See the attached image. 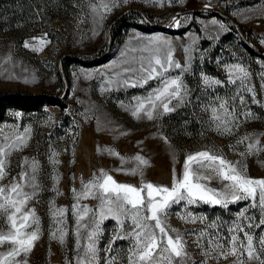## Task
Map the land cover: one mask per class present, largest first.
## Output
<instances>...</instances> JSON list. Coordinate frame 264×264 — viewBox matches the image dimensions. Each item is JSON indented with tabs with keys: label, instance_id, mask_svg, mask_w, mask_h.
Here are the masks:
<instances>
[{
	"label": "rangeland",
	"instance_id": "1",
	"mask_svg": "<svg viewBox=\"0 0 264 264\" xmlns=\"http://www.w3.org/2000/svg\"><path fill=\"white\" fill-rule=\"evenodd\" d=\"M123 18L125 24L117 27L115 22ZM163 42L171 46L173 61L185 69L165 73L182 80L184 102L172 99L169 107L174 111L165 113L157 107L153 119L143 111L137 118L132 115L136 105L145 101L148 110L151 105L145 98L162 84L152 79L143 86L126 87L121 81H134L137 73L125 70L139 68L142 58L154 54L153 49L159 48L163 57L167 51ZM236 65L249 73L245 85L252 91L241 88L239 80L230 82V70ZM15 94L56 96L64 100L66 109L55 105L34 112L11 108L0 124L3 144L28 130L26 145L8 157V174L0 180V187L7 189L14 179L19 181L22 171L28 170L25 158L39 162L40 186L21 207V213L35 210L39 238L26 257L23 253L7 257L14 245L0 243V264L25 259L27 264H78L81 260L87 264L84 253L89 229L77 237L73 190L81 192L83 183L100 177L101 172L123 185L140 188L152 183L171 189L174 176L182 177L188 155L210 151L242 166L248 177L264 179V150L249 155L246 148L258 139L264 149V0H115V5L112 0H0V97ZM224 102L239 119L230 134L223 133L222 126L218 131L220 121L213 118L215 108L222 120L231 119L220 108ZM243 137L251 139L238 143ZM53 153L58 155L53 157ZM137 156L148 164H139ZM133 170H137L135 175ZM226 183L213 179L208 186L222 191ZM79 204L98 210L100 200L81 198ZM61 208L67 210L65 215L55 216ZM214 209L224 210L231 225L242 211L255 217L252 221L240 218L241 224L251 227H244L239 239L245 240L244 232L253 235V246L264 259L258 246L264 225L257 227L260 209L252 208L250 200L230 202L227 207L181 201L168 209L166 223L187 241L188 264L205 260L194 243L201 231L207 233L201 239L205 251L212 243L230 246V233L217 226L223 215ZM10 211L0 217V232L5 234L10 230ZM186 213L204 220L181 219ZM61 219L63 224L58 223ZM90 219L91 212L81 223ZM58 228L64 229L63 242L57 238L60 233L52 235ZM130 230L128 220L121 226L112 216L103 219L92 264H109L110 260L128 264L133 243L127 235ZM119 233L124 238L114 239ZM241 259L244 264H259L246 254ZM236 260L230 255L210 258L207 264H236Z\"/></svg>",
	"mask_w": 264,
	"mask_h": 264
},
{
	"label": "snow or ice",
	"instance_id": "2",
	"mask_svg": "<svg viewBox=\"0 0 264 264\" xmlns=\"http://www.w3.org/2000/svg\"><path fill=\"white\" fill-rule=\"evenodd\" d=\"M112 2L115 5V0ZM25 46L27 47V44ZM163 46L167 49L163 57L159 55V48L153 49L154 54L142 58L139 68L125 70L126 72L137 73L135 80L124 79L121 81L126 87L143 86L152 79H159L162 84V87L156 88L151 95L145 98L147 103L151 105L148 110H145V101H140L136 105L132 115L137 118H140V113L143 111L149 120L153 119V113L157 107L162 108L165 113L174 111V108L169 107L172 99H178L180 103L184 102V96L181 95V92L184 90L186 95V89L180 77L165 75L172 69H181V65L173 61L171 46L167 42H163ZM184 70L181 69V71ZM230 72L231 83H236L239 80L241 88L252 91L245 85V81L249 78V73L245 68L236 65ZM204 82L209 83L207 77H205ZM211 83H219V81H212ZM136 99L139 100V98ZM241 103H244L243 99H241ZM220 108L231 119L222 120L221 117L215 115L217 109L213 108V118L220 121L217 129L220 131L222 126L223 133L230 134L233 127L239 123V119L235 117L234 112L228 111L227 102L221 103ZM244 115L248 117L250 113H244ZM27 132L28 130H25V134L16 136L8 144L0 143V180H3L8 174L6 171L9 164L8 157L13 151L20 150L26 145ZM250 139V137H243L238 143H244L245 140ZM246 148L249 155L253 151L264 150L259 146L258 139L248 143ZM57 155V153L52 154L53 157ZM136 160L141 165L148 164V161L144 160L143 157L137 156ZM54 163H59V161L55 160ZM23 164L28 166V170L22 171L19 181L14 179L7 186V189L0 187V217H2L3 212H8L11 209L7 215L10 230L7 234L0 232V243L10 241L14 245L13 249L7 253V257H16L21 253L26 257L32 250L34 242L39 238V219L35 216V210L30 209L26 213H21V207L37 194L40 187L37 181L39 162L35 158L31 161L25 158ZM137 170H133L131 174L135 175ZM213 179H219L222 183L227 182L222 191L208 186ZM25 188H31L33 191H25ZM257 190H259L258 197ZM73 191L77 200V203L73 205L77 237L80 236L81 230L89 229L86 234L89 243L86 245L84 253L85 257L88 258L87 264H92L96 259L95 240L100 231V222L108 216L115 218L121 226L125 220L130 221L131 230L127 235L133 243L129 248L128 264H165V262L166 264H188L191 261V257L186 251L187 241L176 229H170L166 223L169 215L168 209L181 201H184L186 205L207 203L227 207L230 202L250 200L252 208L258 207L260 209L261 219L257 227L264 225V179L254 180L248 177L242 166L237 167V164L210 151L188 155L182 177L177 179L174 176L171 189L152 183H144L140 188L123 185L114 181L107 173L101 172L100 177H94L93 180L83 183L81 192ZM89 197L100 200L98 210L80 206L79 200ZM66 211V209L61 208L53 214L63 217ZM90 212L91 219L88 223H81L89 216ZM17 213H20L19 217H17ZM180 218H187L191 222H195L197 219L204 220V217H195L190 213H186ZM240 218L248 221L255 219L252 216H245L243 211L239 214L238 219L228 229L230 233L229 247H225L222 243H212L211 247L205 251L201 239L207 233L201 231L196 234L194 243L201 248L202 255L205 257L202 264H207V260L210 258L218 260L230 255L237 257L236 264H244V259L241 258L245 257V254L248 260H257L259 264H264V259H261L260 254L256 252L253 246V235L244 232L246 242L239 239V232L243 231L244 227H251V224H241ZM58 223L63 224L64 221L61 219ZM33 225H35L34 228ZM208 227L214 228L216 225L209 224ZM29 228H32V231H27ZM57 232L60 233L57 238L63 242L64 229L58 228L52 235L56 237ZM170 233H175V236ZM124 235V233H119L114 239H123ZM258 246L261 252H264V236L259 238ZM108 250H111L110 244ZM16 264H27V260L16 261ZM78 264H85V261L81 260ZM109 264H114V261L110 260Z\"/></svg>",
	"mask_w": 264,
	"mask_h": 264
},
{
	"label": "trees",
	"instance_id": "3",
	"mask_svg": "<svg viewBox=\"0 0 264 264\" xmlns=\"http://www.w3.org/2000/svg\"><path fill=\"white\" fill-rule=\"evenodd\" d=\"M215 15L220 17L227 16L221 14V13H215ZM126 19H119V21H116L117 27H120L125 24ZM139 29H142V27H139ZM127 30V29H126ZM147 30V29H142ZM116 40L114 41L113 45H115ZM208 73V71H207ZM210 73V72H209ZM211 74V73H210ZM45 105H55L59 106L62 110L66 109V104L64 100L60 99L56 96L51 95H32V94H15V95H4L0 97V124L5 122L7 120V113L9 109H17L22 110L25 112H34L41 110ZM180 114V113H179ZM178 115H175V117ZM214 213H221L223 216V219L218 221V229L225 230L228 233V229L230 226H232L227 221V216L225 215V211L221 209H214ZM217 216V215H215ZM221 222V223H220Z\"/></svg>",
	"mask_w": 264,
	"mask_h": 264
},
{
	"label": "water",
	"instance_id": "4",
	"mask_svg": "<svg viewBox=\"0 0 264 264\" xmlns=\"http://www.w3.org/2000/svg\"><path fill=\"white\" fill-rule=\"evenodd\" d=\"M211 13H217V12L211 11Z\"/></svg>",
	"mask_w": 264,
	"mask_h": 264
}]
</instances>
